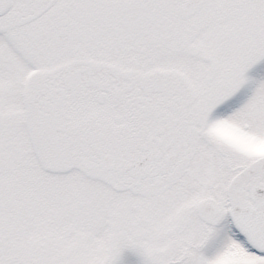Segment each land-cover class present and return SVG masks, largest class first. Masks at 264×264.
I'll return each instance as SVG.
<instances>
[{
    "label": "snow or ice",
    "instance_id": "1",
    "mask_svg": "<svg viewBox=\"0 0 264 264\" xmlns=\"http://www.w3.org/2000/svg\"><path fill=\"white\" fill-rule=\"evenodd\" d=\"M0 264H264V0H0Z\"/></svg>",
    "mask_w": 264,
    "mask_h": 264
}]
</instances>
